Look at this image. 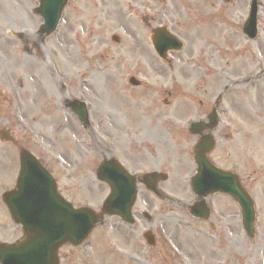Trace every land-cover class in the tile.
Wrapping results in <instances>:
<instances>
[{
  "label": "rangeland",
  "instance_id": "1",
  "mask_svg": "<svg viewBox=\"0 0 264 264\" xmlns=\"http://www.w3.org/2000/svg\"><path fill=\"white\" fill-rule=\"evenodd\" d=\"M29 3L0 0V242L23 236L2 194L14 187L20 149L27 147L76 207L101 210L111 190L96 170L106 157L133 174L159 170L170 177L159 185L168 199L140 185L137 222L109 217L83 245L63 247L62 264H264V0L256 40L243 33L251 0H71L58 31L32 46L43 19ZM166 24L184 42L171 53L172 65L150 37ZM19 32L31 42L19 40ZM131 77L142 86L133 87ZM221 94L212 157L238 168L254 195V239L227 197L213 201L207 222L186 209L195 200L190 144L197 139L188 128L207 118ZM80 99L89 106V128L67 107ZM5 129L16 144L2 141ZM152 231L160 242L155 249L144 238Z\"/></svg>",
  "mask_w": 264,
  "mask_h": 264
},
{
  "label": "water",
  "instance_id": "2",
  "mask_svg": "<svg viewBox=\"0 0 264 264\" xmlns=\"http://www.w3.org/2000/svg\"><path fill=\"white\" fill-rule=\"evenodd\" d=\"M41 3L37 12L46 21L43 31L50 33L57 26L67 0H41ZM256 16L257 6L254 0L251 16L245 26V32L251 37L257 31ZM114 39L119 40L117 36ZM154 43L162 57H166L169 49L182 47V43L165 29L156 31ZM132 82L138 84L135 80ZM73 106L81 119L87 122L86 108L82 104ZM197 126L199 124H194V131ZM208 147L209 142H205V149ZM197 159L200 175L194 182L195 191L203 196L219 191L231 194L241 204L245 227L253 234L255 211L250 196L230 173L215 169L202 156ZM21 161L23 168L19 190L7 194L5 201L15 221L23 225L25 236L21 244H0L1 264H60L59 248L67 243L80 245L98 224L104 222L106 216L119 215L128 222H134L132 207L137 199V178L130 175L116 159H106L98 169L99 179L109 183L112 188L100 214L88 208L75 209L59 196L53 178L29 152L22 151ZM33 169L40 173V178L26 180ZM145 177L148 186L155 189L158 175L154 173ZM35 183L41 187H34ZM206 216H209L207 210Z\"/></svg>",
  "mask_w": 264,
  "mask_h": 264
},
{
  "label": "bare ground",
  "instance_id": "3",
  "mask_svg": "<svg viewBox=\"0 0 264 264\" xmlns=\"http://www.w3.org/2000/svg\"><path fill=\"white\" fill-rule=\"evenodd\" d=\"M32 65L35 67V64H34V63H32ZM93 67L95 68L94 65H93ZM97 68H99V67H97ZM190 71H191V69H190ZM60 79H61V78H57V79H56V82L61 81ZM86 82H87V83H92V82L86 80L84 84H86ZM61 86L63 87V83H62V82H61ZM85 86H86V85H85ZM33 170L35 171V169H33ZM35 172H36V171H35ZM34 187H41V186H40V184L35 183Z\"/></svg>",
  "mask_w": 264,
  "mask_h": 264
},
{
  "label": "flooded vegetation",
  "instance_id": "4",
  "mask_svg": "<svg viewBox=\"0 0 264 264\" xmlns=\"http://www.w3.org/2000/svg\"><path fill=\"white\" fill-rule=\"evenodd\" d=\"M228 130L230 131L231 130V127H228Z\"/></svg>",
  "mask_w": 264,
  "mask_h": 264
}]
</instances>
